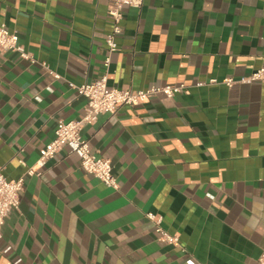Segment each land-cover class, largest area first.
Returning <instances> with one entry per match:
<instances>
[{
    "label": "crops",
    "instance_id": "0c3cea01",
    "mask_svg": "<svg viewBox=\"0 0 264 264\" xmlns=\"http://www.w3.org/2000/svg\"><path fill=\"white\" fill-rule=\"evenodd\" d=\"M109 0H0V24L30 58L0 51V166L18 178L79 118V85L107 73L133 91L185 83L102 113L81 135L119 187L83 171L68 148L25 175L0 237V264H259L264 249V0H143L126 7L107 54ZM47 64L59 77L50 75ZM215 78L217 83L195 85ZM23 161L25 165L21 164ZM179 238L161 240L145 212Z\"/></svg>",
    "mask_w": 264,
    "mask_h": 264
},
{
    "label": "built area",
    "instance_id": "2783aa9c",
    "mask_svg": "<svg viewBox=\"0 0 264 264\" xmlns=\"http://www.w3.org/2000/svg\"><path fill=\"white\" fill-rule=\"evenodd\" d=\"M143 0H109L107 14L112 25L111 31L105 36L107 54L103 60L105 69L110 62V56L118 49L117 37L122 31V19L126 7H140ZM0 51H12L22 58H30L29 53L19 43V37L15 32H10L4 24H0ZM261 65L247 75L238 78L226 77L222 80L228 87L235 84H250L254 81L264 80V53L261 55ZM46 71L57 78L59 75L47 64H43ZM217 83L215 78L208 82H196L195 85ZM71 87H75L79 95L85 98L83 114L76 119H58L54 129L53 138L41 148L36 163L26 167L23 175L18 178H7L0 166V237L5 225L6 218L11 210H18L20 203V192L23 189L25 175H40L37 168L42 167L47 160L53 158L63 147L68 148L79 160L80 168L98 178L106 186L118 189L119 184L113 172V166L108 158L101 157L93 152L88 140L81 135L84 125L94 124L98 116L102 113H114L121 105L136 106L148 102L157 96L172 98L176 94L187 92L188 85L185 83H173L163 85H152L138 90H131L119 87H107L106 71L98 78L75 85L69 82ZM21 164L25 165L23 161ZM145 217L153 224L154 231L159 238L169 244L178 246L179 238L175 234L169 233L161 226L162 216L151 211L145 212ZM259 264H264V249L259 256ZM189 264H195L192 260H187Z\"/></svg>",
    "mask_w": 264,
    "mask_h": 264
}]
</instances>
